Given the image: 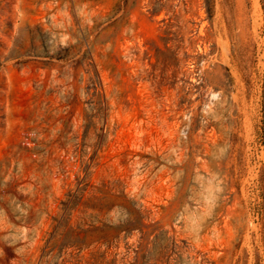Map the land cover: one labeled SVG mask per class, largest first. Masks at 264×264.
<instances>
[{
    "label": "rangeland",
    "instance_id": "obj_1",
    "mask_svg": "<svg viewBox=\"0 0 264 264\" xmlns=\"http://www.w3.org/2000/svg\"><path fill=\"white\" fill-rule=\"evenodd\" d=\"M0 264H264V0H0Z\"/></svg>",
    "mask_w": 264,
    "mask_h": 264
}]
</instances>
